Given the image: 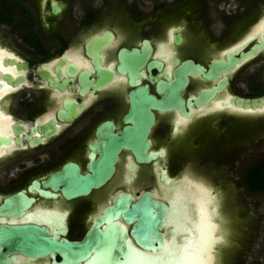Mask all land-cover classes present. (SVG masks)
I'll return each instance as SVG.
<instances>
[{
  "label": "flooded vegetation",
  "instance_id": "flooded-vegetation-1",
  "mask_svg": "<svg viewBox=\"0 0 264 264\" xmlns=\"http://www.w3.org/2000/svg\"><path fill=\"white\" fill-rule=\"evenodd\" d=\"M0 65V206L32 200L22 214L0 211V229L81 243L120 228L151 257L121 201L165 204L167 245L173 204L202 186L218 224L214 264L227 247L242 263L243 184L264 145V0H0ZM174 73L185 83L173 86ZM135 117L147 127L142 149L124 135ZM16 247L0 243V264L62 260ZM91 258L77 264H101Z\"/></svg>",
  "mask_w": 264,
  "mask_h": 264
},
{
  "label": "water",
  "instance_id": "water-1",
  "mask_svg": "<svg viewBox=\"0 0 264 264\" xmlns=\"http://www.w3.org/2000/svg\"><path fill=\"white\" fill-rule=\"evenodd\" d=\"M131 62L132 61H129V63ZM133 75L136 76V73H133ZM183 77V73H174L173 86L181 83L184 84L185 79ZM142 96L145 100L153 101V99L145 96V94L140 97ZM168 99L167 104L170 106L172 104L170 94ZM254 101L255 100H253V102ZM138 109H143V107L134 106L136 115L140 117L138 115ZM139 113H141V111H139ZM145 115H147V113H145ZM138 117L133 119V123L135 124L136 122L137 124V129H134L133 132V129L127 128L124 135L127 142L132 140L133 135L139 137L136 146L142 149L144 147L143 139L145 133L139 132L144 127V124L142 120L140 121L137 119H142L143 115H141L140 118ZM146 118L149 119V115H147ZM147 123H149V121H147ZM144 128L147 129V127ZM113 144L120 145L121 143L114 141ZM109 145H111V143H109ZM90 186L91 185L88 184L87 187L84 186L83 189L82 182L77 188L81 190L82 193H86ZM72 187L74 188L75 185H72ZM73 194L77 193H72L71 195ZM31 202V199L26 198L22 194H17L10 199H6L2 206H0V211L5 210V213L8 215L22 214V211L25 210ZM127 207V200L125 199L121 201V209L125 212L127 211L130 218H135L136 224L133 227V231H135L136 243L139 246H142L141 243L138 242L137 238L139 237L145 242V245H154L155 249H157L153 250V247L142 246V248L153 253L151 257L161 256L157 254V252H160L161 254L164 249L160 247V244L157 241L158 238H162V240L164 239V235L160 233V230L163 225V219L168 211V207L163 203L153 201L149 198H145L144 201L138 205L132 206L130 209ZM40 233V231H35L33 227H8L0 229V243L16 241L19 243V247L14 249L30 256H43L47 253L52 255L54 252L59 253L62 259L60 264H77L79 261L97 254L104 257V259L96 260L97 263L101 264H150V262L143 259L144 257H148L147 254L144 256V253L128 245L124 238V231L120 228L119 230L115 229V231L111 230L110 233L98 230H95L93 233L89 232L91 234L87 233L86 238L81 243H69L65 239H60L58 242H54L53 239H47L41 236ZM180 234H182L183 238L181 244L177 245V247H183V244L185 243L184 238H189L191 235L190 231H186V229ZM123 245L124 249L122 248ZM178 250H180V253H177L178 255L173 257L174 260L172 259L173 255H165V258L173 261L177 258L179 260L182 256L181 252H183V249L179 248ZM162 255L164 256V253ZM118 258L120 259L116 260Z\"/></svg>",
  "mask_w": 264,
  "mask_h": 264
},
{
  "label": "rangeland",
  "instance_id": "rangeland-1",
  "mask_svg": "<svg viewBox=\"0 0 264 264\" xmlns=\"http://www.w3.org/2000/svg\"><path fill=\"white\" fill-rule=\"evenodd\" d=\"M261 147L258 151V154L256 155L249 154L250 156L249 159L251 161L255 158V160H253L252 162L258 161L262 158V154H264V145H262ZM235 188L238 189L239 193L241 192V194H243V191L241 190V187L239 185L235 186ZM183 193L184 194L182 195L185 199H180V198L178 199V201L176 202L177 207L172 206L173 209L171 212L172 214L170 216L172 217L175 216L173 214L179 213L177 214L178 216L180 215L179 223L184 225L181 226L182 229L186 228V231H189V229L193 228L192 223H194V221L196 220L199 221V216H197L195 220H192V210L196 212L197 209H200L199 204L202 202L201 200L197 201L198 199L196 200L193 195H187L185 192ZM201 194L202 191L200 195ZM243 195L244 196L242 197H244L243 199L245 200L244 201L245 205L243 206L244 208H242V211L245 215L244 226L246 229V237H247L246 257L242 259V263H239L240 260L235 261L236 258L233 256L234 250H231L229 247H227L224 250L223 254L229 255L233 251L232 255L224 256L221 264H233L232 262L234 261L236 264H264V193L250 194L248 192L247 193L244 192ZM205 201L208 202L207 200ZM210 202L213 203V199ZM191 204H193L192 207ZM214 213L215 215H217V211L216 212L214 211ZM212 222L218 226V224L216 223V221L213 220V218H212ZM238 253H235V255H237Z\"/></svg>",
  "mask_w": 264,
  "mask_h": 264
},
{
  "label": "bare ground",
  "instance_id": "bare-ground-1",
  "mask_svg": "<svg viewBox=\"0 0 264 264\" xmlns=\"http://www.w3.org/2000/svg\"><path fill=\"white\" fill-rule=\"evenodd\" d=\"M199 200H201V202H202V203L199 204V207L201 208V206H206L208 208V211H210L209 204L211 205V202L209 203V200L211 201V199H208V198L205 199L204 195L203 196L200 195V198L197 201H199ZM205 200H207L208 202H206ZM173 206L177 207V203L173 204ZM214 211L216 212L215 209H214ZM195 213L198 214L197 216H199L200 209H197ZM177 214H179V213L173 214L175 216H172V217L170 216L169 219H168L167 224L170 225V226L172 225L173 234L171 235V239H170L169 243L167 244V246H168L167 251H165V249H164V251H162L161 254H159V255H162L163 253H164V256L165 255L166 256H169V255L172 256L173 255L172 256V259H173V257H175V255H178L177 253H180L179 252L180 250H178V249L182 248L183 252H181V254L185 258L184 259V264H202V262L206 259V253L202 250V244H201V239H200V231L196 227L197 224L199 223V221H197L196 223H192V225H193L192 227L193 228L189 229L191 235H190L189 238H184L185 243L183 244V247H180V246L177 247V242H176L177 241V236H178L179 233H182L183 230L186 229V228L182 229L181 226H184V225L179 223L180 215L178 216ZM192 220H194V219L192 218ZM217 230H218V228H217ZM194 234H196V236ZM215 235H217V234L215 233ZM213 253L214 252H213V249H212V255H213ZM177 260H178V258L175 259V261H177Z\"/></svg>",
  "mask_w": 264,
  "mask_h": 264
},
{
  "label": "snow or ice",
  "instance_id": "snow-or-ice-1",
  "mask_svg": "<svg viewBox=\"0 0 264 264\" xmlns=\"http://www.w3.org/2000/svg\"><path fill=\"white\" fill-rule=\"evenodd\" d=\"M248 110L251 111V109ZM201 191L207 192V190L203 189L202 186ZM57 222H59V217H57ZM196 227L200 231L202 250L206 253V259L202 262V264H214L215 258L212 255V249L215 244L219 242V238L215 235L218 226L212 222V213L208 211V208L206 206H201L200 208L199 223ZM137 239L142 246L153 247V250H157L155 249L154 245H145V242L143 240H141L139 237ZM157 242L160 244V247L162 249H165V251H167L168 246L164 244L162 238H158ZM91 259L100 260L104 259V257L97 254L95 256H92ZM143 259L150 262V264H184L185 258L184 256H181L179 260L173 261L171 259H166L165 256L161 255L157 257H144Z\"/></svg>",
  "mask_w": 264,
  "mask_h": 264
},
{
  "label": "trees",
  "instance_id": "trees-1",
  "mask_svg": "<svg viewBox=\"0 0 264 264\" xmlns=\"http://www.w3.org/2000/svg\"><path fill=\"white\" fill-rule=\"evenodd\" d=\"M244 188L250 194L264 193V156L248 166L245 174Z\"/></svg>",
  "mask_w": 264,
  "mask_h": 264
}]
</instances>
